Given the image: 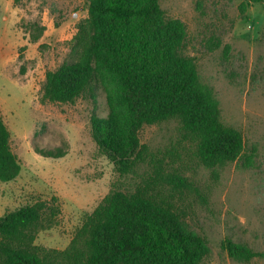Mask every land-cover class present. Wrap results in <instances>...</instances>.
<instances>
[{
	"label": "rangeland",
	"instance_id": "1",
	"mask_svg": "<svg viewBox=\"0 0 264 264\" xmlns=\"http://www.w3.org/2000/svg\"><path fill=\"white\" fill-rule=\"evenodd\" d=\"M160 1L186 24L184 52L219 101L222 121L243 133L241 156L206 164L174 118L143 126L145 159L121 174L93 136L92 117L109 112L103 87L75 102L41 99L47 71L69 57L88 1L0 0V113L22 165L16 179L0 182V216L39 201L58 204L54 223L34 243L65 249L112 189L140 186L206 238L203 264H264V0ZM34 21L46 27L38 41L30 35ZM228 241L256 255H233Z\"/></svg>",
	"mask_w": 264,
	"mask_h": 264
},
{
	"label": "trees",
	"instance_id": "2",
	"mask_svg": "<svg viewBox=\"0 0 264 264\" xmlns=\"http://www.w3.org/2000/svg\"><path fill=\"white\" fill-rule=\"evenodd\" d=\"M87 1L88 17L79 22L69 57L46 73L42 101L75 102L96 97L103 87L109 112L92 117L93 136L121 174L145 159L143 126L174 118L206 164L240 157L243 133L222 121L219 101L185 54L184 21L168 15L160 0ZM31 26V39L38 41L46 27L40 21ZM36 151L66 154L62 149ZM21 170L0 113V182L16 179ZM59 212L58 204L39 201L0 216V264H203L210 253L204 236L140 186L112 189L86 215L65 249L36 245V233L51 226ZM227 246L236 256L256 255L232 241Z\"/></svg>",
	"mask_w": 264,
	"mask_h": 264
}]
</instances>
